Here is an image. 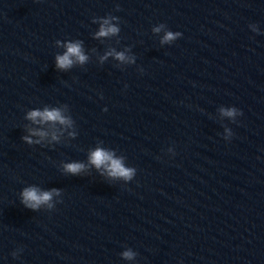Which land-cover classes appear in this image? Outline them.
<instances>
[{
    "label": "water",
    "instance_id": "water-1",
    "mask_svg": "<svg viewBox=\"0 0 264 264\" xmlns=\"http://www.w3.org/2000/svg\"><path fill=\"white\" fill-rule=\"evenodd\" d=\"M0 264H264V0H0Z\"/></svg>",
    "mask_w": 264,
    "mask_h": 264
},
{
    "label": "clouds",
    "instance_id": "clouds-1",
    "mask_svg": "<svg viewBox=\"0 0 264 264\" xmlns=\"http://www.w3.org/2000/svg\"><path fill=\"white\" fill-rule=\"evenodd\" d=\"M159 31V29H156ZM118 32V28L109 24V21L105 19L100 27V31L96 34L97 37L108 36L109 34H115ZM179 33L173 34L172 32L166 33L164 37V42L170 41L175 38ZM67 51L63 55H59L56 57L57 67L60 69H67L72 66L74 59L83 63L87 57L83 54L82 49L79 43H68L66 45ZM116 58L123 61L125 60V56L123 53H117ZM227 116H232L235 114V109L228 110L224 112ZM39 118L40 121H59L60 123H67L60 114L58 110H44V111H32L28 114V119L33 121H37ZM43 135V133H40ZM27 140L28 138L25 137ZM90 163L93 164L96 168L104 167L108 174L113 177H123L125 179H130L133 175L132 169H126L121 160L116 159L109 152H106L102 149H97L90 154L89 157ZM65 171L71 174H78L83 168L84 165L81 163H69L65 166ZM52 192H41L35 187H30L24 189L22 193L24 205L31 209L39 208L42 204L48 203L53 195ZM58 194V193H57ZM125 258H132L133 253L125 252L123 253Z\"/></svg>",
    "mask_w": 264,
    "mask_h": 264
}]
</instances>
